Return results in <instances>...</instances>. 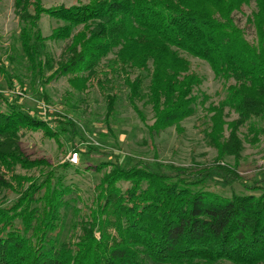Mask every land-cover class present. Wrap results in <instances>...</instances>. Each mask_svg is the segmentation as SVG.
Masks as SVG:
<instances>
[{
    "label": "trees",
    "instance_id": "16d2710c",
    "mask_svg": "<svg viewBox=\"0 0 264 264\" xmlns=\"http://www.w3.org/2000/svg\"><path fill=\"white\" fill-rule=\"evenodd\" d=\"M44 1L14 0L23 58H8L23 77L31 73L30 87L44 102L48 82L74 74L69 80L82 92L101 72L106 120L126 88L128 104L144 121L140 104L150 106L158 133L192 116L208 97L190 57L203 59L225 90L207 108L213 114L205 135L219 154L209 171L241 178L236 165L247 136L241 127L256 132L264 124V0H88L55 7ZM45 14L55 23L50 39L65 43L59 60L42 51ZM0 73L10 87L18 82L27 89L1 63ZM19 98L0 92V264H264V192L225 196L207 188L209 172L187 179L181 169L168 176L151 164L128 168L118 161L95 166L111 168L78 206L79 187L23 150L26 130L57 140L59 131ZM233 111L238 116L229 123ZM64 124L75 125L71 118ZM228 156L235 167L225 163ZM10 192L18 194L11 202Z\"/></svg>",
    "mask_w": 264,
    "mask_h": 264
},
{
    "label": "rangeland",
    "instance_id": "374dc122",
    "mask_svg": "<svg viewBox=\"0 0 264 264\" xmlns=\"http://www.w3.org/2000/svg\"><path fill=\"white\" fill-rule=\"evenodd\" d=\"M78 2L88 0H45L44 4L47 7H55L71 6ZM250 11L247 9V12ZM53 23L50 16H43L41 27L45 44L42 51L44 54H53L59 60L63 55L65 43L50 39L52 25L55 24ZM247 37L254 40L255 34L250 33ZM19 43V19L15 12L14 0H0V63L7 67L9 73H15L17 78H21L27 88L23 89L18 82L16 86L10 87L4 75L0 73V92L9 94L11 91L10 94L20 96L19 102L25 108L49 120L54 130L59 131L57 140L46 136L41 129L26 130L21 138V146L31 159L48 161L56 167L57 173L65 176L68 184L79 187L82 201L77 203L78 206H82L83 202L92 196L94 186L99 183L103 173L110 170L108 164L101 171L95 169L96 165L102 163L121 161L128 168L136 164H151L155 170L168 176H176V169H181L184 171L182 176L187 179L201 178L200 173H210L209 170L216 167L219 154L208 144L204 129L213 114L208 112L207 108L218 104L224 97L225 90L223 82L216 78L207 61L190 57L192 68L203 78L200 92L208 97L205 99V96H202L192 116L155 133L151 129L153 112L150 106L140 104L146 116L144 121L128 104L126 88L119 94L116 111L110 116L109 122L106 120L107 101L97 84V79L102 77L101 72L87 83L82 92L75 90L69 80L74 74L48 82L44 85V91L49 97V102H44L43 94H36V87H30L31 73L25 78L20 70L8 62L11 55L22 57ZM24 61L26 62L25 58ZM23 71L25 72L24 69ZM19 73L20 75H17ZM228 110L227 108L226 111ZM237 116L238 113L233 111L226 121L230 123ZM67 118H71L75 125L64 124ZM262 126L264 124H261L256 132L250 131L248 126L241 127L242 134L247 136H243L245 150L239 165H236L233 156L224 159L226 164L238 166L237 171L241 178L225 177L213 171L208 181L209 190L225 196L234 192H264V131L260 129ZM225 127L228 128V125ZM75 152L79 153L77 163L71 161ZM65 163H70L71 166L60 167ZM259 181L261 188L253 187L258 185ZM121 184L124 188L129 185L126 182ZM10 195V202L18 197V194L13 192H10ZM73 217L74 211L69 210L68 221L71 222Z\"/></svg>",
    "mask_w": 264,
    "mask_h": 264
},
{
    "label": "built area",
    "instance_id": "2783aa9c",
    "mask_svg": "<svg viewBox=\"0 0 264 264\" xmlns=\"http://www.w3.org/2000/svg\"><path fill=\"white\" fill-rule=\"evenodd\" d=\"M9 93H11V91H9ZM78 159H79V153L78 152L73 153L72 154V157H71V161L77 163L78 162Z\"/></svg>",
    "mask_w": 264,
    "mask_h": 264
}]
</instances>
